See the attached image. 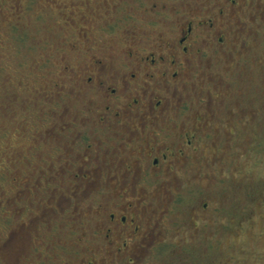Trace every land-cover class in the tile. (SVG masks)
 Masks as SVG:
<instances>
[{
    "label": "rangeland",
    "instance_id": "374dc122",
    "mask_svg": "<svg viewBox=\"0 0 264 264\" xmlns=\"http://www.w3.org/2000/svg\"><path fill=\"white\" fill-rule=\"evenodd\" d=\"M184 2L126 0L130 5L115 13L122 22L96 23L98 7H85L79 0H0V264H41L43 258L35 250L42 253L52 242L51 251H56L52 253L60 254L56 263L67 261L71 240L59 231L76 215L75 206L85 223L95 224L100 215L95 207L106 202L103 188L60 183L55 137L59 125L53 130L52 123L87 105L69 99H75L71 71L84 61L77 59L74 48L85 38L69 34L65 14L74 12L80 27L82 16L90 19L85 25L90 39L117 46L126 36L123 25L164 31L183 21ZM260 3L264 5V0ZM153 4L165 7L156 18L143 14ZM239 21L243 30L231 22L219 59L203 43L197 45L207 56L188 70L198 78L180 93L192 104L196 97L211 94L223 106L201 145L209 158L211 143L215 144L213 153H221V173L213 171L220 164L210 160L192 186L179 189L171 216L178 228L170 226L157 237L162 245L149 248L136 260L129 252L112 264H264V10L246 8ZM218 70L219 76L208 81ZM59 92L63 99L58 100ZM51 166L56 169L51 171ZM87 169L82 163L74 165L65 179L73 180L77 170L83 175ZM205 201L221 228L202 227L193 234L179 220L194 221L192 213ZM90 206L92 210L87 209ZM91 254L111 264L104 248ZM80 256L85 258V253Z\"/></svg>",
    "mask_w": 264,
    "mask_h": 264
},
{
    "label": "flooded vegetation",
    "instance_id": "af4514ba",
    "mask_svg": "<svg viewBox=\"0 0 264 264\" xmlns=\"http://www.w3.org/2000/svg\"><path fill=\"white\" fill-rule=\"evenodd\" d=\"M260 1L185 0L180 13L183 21L164 31L144 26L130 29L129 25H123L126 36L117 46L90 39L89 28H85L90 19L82 16L84 26L80 27L76 25L74 12L65 14L64 24L69 27V34L85 38L79 39V46L74 48L77 59L83 57L84 61L71 71L69 82L73 83L75 99H69L87 105L78 113L60 116L52 123L53 130L59 125L55 137L59 152L57 167L63 177L60 183H69L71 188L80 184L103 188L105 192L101 195L106 202L95 207L96 214H100L95 224L85 223L76 205V215L59 231L69 236L72 254L67 261L56 263L60 254L52 253V242L42 253L35 250L37 257L43 258L41 264H103L102 258L96 260L91 254L99 247L104 248L111 264L129 252L136 260L149 248L162 245L157 237L167 232L168 227L178 228L171 216L179 189L192 186L210 160L220 164L213 171L221 173V153H213L215 144L211 143L209 158L204 156L201 145L211 130L210 122L223 106L211 94L196 97L195 104L184 101L180 95L198 78L188 70L193 71L195 61L207 56L197 45L203 43L219 59L231 22L238 23L243 30L239 15L249 7L264 10ZM79 2L85 7L90 4L98 7L96 23L122 22L115 13L130 5L126 0ZM163 8L153 4L143 14L156 18ZM207 58L211 59L210 55ZM219 74L218 70L208 81ZM56 96L59 100L60 92ZM48 133L52 134V130ZM81 163L88 167L85 173L81 175L77 170L73 180L65 179L67 172ZM51 167V171L56 169ZM208 206L203 202L198 212L192 213L194 221L181 219V226L193 234L202 227L218 231L221 227ZM207 218L211 223H204ZM81 252L85 253L83 259Z\"/></svg>",
    "mask_w": 264,
    "mask_h": 264
}]
</instances>
